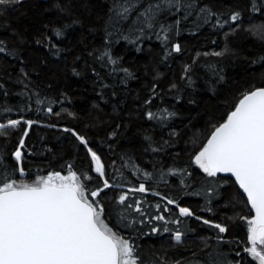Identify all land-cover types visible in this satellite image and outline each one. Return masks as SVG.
<instances>
[{"label": "trees", "instance_id": "16d2710c", "mask_svg": "<svg viewBox=\"0 0 264 264\" xmlns=\"http://www.w3.org/2000/svg\"><path fill=\"white\" fill-rule=\"evenodd\" d=\"M128 2L0 6L7 49L0 53V123L21 121L0 133V174L30 184L76 172L86 195L107 179L114 186L94 204L113 232L135 246L138 264H258L244 250L253 218L246 198L230 178L208 177L194 157L246 93L264 88V0H191L186 17L183 9L162 11L152 28L143 26L141 13L154 0H134L121 18L116 7ZM73 131L100 157L104 178ZM140 183L147 192L128 191ZM179 207L194 215L180 216ZM160 215L164 221L155 219Z\"/></svg>", "mask_w": 264, "mask_h": 264}, {"label": "snow or ice", "instance_id": "6c2138e0", "mask_svg": "<svg viewBox=\"0 0 264 264\" xmlns=\"http://www.w3.org/2000/svg\"><path fill=\"white\" fill-rule=\"evenodd\" d=\"M13 2L19 3L20 0H0V6ZM133 3L134 0H129L127 4L118 5L117 15L125 18L132 11ZM193 7L191 0H154L141 13L144 17L142 24L152 28L162 11L174 14L183 9L186 17ZM253 9L259 10L255 4ZM200 10L211 14L206 8ZM239 17V12L233 13L231 20L235 22ZM55 34L57 37L63 35L60 30H56ZM175 51H180L178 44ZM5 52L7 49L0 42V53ZM104 55L111 63H116L108 52ZM48 111L52 109L49 107ZM149 118H152L151 113ZM20 123V120L0 123V133L6 128H16ZM23 123L31 128L34 121ZM64 131L70 129L65 128ZM27 134V131L23 133L25 137ZM72 134L85 145L95 165V172L104 178V165L100 157L88 147L83 136L74 131ZM23 147L24 140L21 139L14 153L18 163L22 161L20 149ZM194 163L208 177H216L219 173H230L235 177L255 213L253 218L246 221L250 246L244 250L258 264H264V88L243 96L226 122L215 129L207 144L195 155ZM18 171L24 175L23 167H19ZM145 175L147 178L148 174ZM83 178L90 179L88 176ZM80 181L81 176L71 171L67 176L55 173L31 184L17 183L15 179L9 181L7 174H0V264H138L135 246L113 232L101 218L103 208L94 204L95 198L104 189L114 185L103 179L102 188L86 195L85 185ZM128 191L145 193L148 189L140 183ZM127 199L126 194L121 195L119 203L124 204ZM167 203L172 205L175 201L169 199ZM128 207L133 205L129 204ZM135 210L141 211L138 204ZM179 214L182 217L194 215L187 207H179ZM155 219L164 221L165 217L160 215ZM203 223L209 224L210 221L204 220ZM211 226L220 233L227 231L221 224ZM153 231L157 229L153 228ZM164 231L169 229L165 228ZM182 235L179 231L175 233L177 243L181 242Z\"/></svg>", "mask_w": 264, "mask_h": 264}, {"label": "water", "instance_id": "95a60500", "mask_svg": "<svg viewBox=\"0 0 264 264\" xmlns=\"http://www.w3.org/2000/svg\"><path fill=\"white\" fill-rule=\"evenodd\" d=\"M239 104V103H238ZM238 106V105H237ZM236 106V107H237ZM235 110V109H234ZM227 120V119H226ZM226 122V121H225ZM224 122V123H225ZM212 135V134H211ZM211 138V136L209 137V139ZM208 139V140H209ZM207 140V141H208ZM206 144H207V142H206ZM205 144V145H206ZM218 176H221V177H227V178H230L234 183H235V185L237 186V188L239 189V191L244 195V197L246 198V200H247V196H246V194L245 193H243V190L242 189H240V187H239V185H238V183L236 182V180H235V177H233L230 173H219V174H217ZM247 203H248V201H247ZM248 206H249V209H250V211L252 212V214H253V217L255 216V213H254V210H252L251 209V206H250V204L248 203Z\"/></svg>", "mask_w": 264, "mask_h": 264}, {"label": "rangeland", "instance_id": "374dc122", "mask_svg": "<svg viewBox=\"0 0 264 264\" xmlns=\"http://www.w3.org/2000/svg\"><path fill=\"white\" fill-rule=\"evenodd\" d=\"M94 164V163H93ZM94 168H95V165H94ZM31 184V183H30ZM258 248H259V244H258ZM258 263V262H257Z\"/></svg>", "mask_w": 264, "mask_h": 264}]
</instances>
